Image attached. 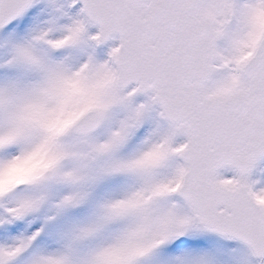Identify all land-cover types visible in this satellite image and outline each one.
Returning <instances> with one entry per match:
<instances>
[{
  "label": "snow or ice",
  "instance_id": "snow-or-ice-1",
  "mask_svg": "<svg viewBox=\"0 0 264 264\" xmlns=\"http://www.w3.org/2000/svg\"><path fill=\"white\" fill-rule=\"evenodd\" d=\"M261 160L264 0H0V264H264Z\"/></svg>",
  "mask_w": 264,
  "mask_h": 264
},
{
  "label": "rangeland",
  "instance_id": "rangeland-1",
  "mask_svg": "<svg viewBox=\"0 0 264 264\" xmlns=\"http://www.w3.org/2000/svg\"><path fill=\"white\" fill-rule=\"evenodd\" d=\"M104 51H105L104 47L97 49L98 57L102 58L104 55ZM254 175L258 176L261 180H264V160H261L258 163L257 171L254 173ZM210 239L215 240V237H210Z\"/></svg>",
  "mask_w": 264,
  "mask_h": 264
}]
</instances>
